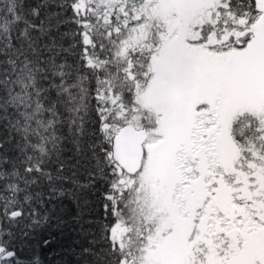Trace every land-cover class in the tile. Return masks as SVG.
I'll return each instance as SVG.
<instances>
[{
  "label": "snow or ice",
  "instance_id": "1",
  "mask_svg": "<svg viewBox=\"0 0 264 264\" xmlns=\"http://www.w3.org/2000/svg\"><path fill=\"white\" fill-rule=\"evenodd\" d=\"M173 3L67 5L78 36L72 47H78L77 63L85 69L81 79L95 85L92 122L100 138L90 147L111 197L109 216L115 211L101 237L105 247L91 254V264H150L160 243L177 244L182 264H264V0H180L184 22L175 26L162 18ZM158 79L170 91L165 110L153 114L145 104ZM64 83L54 80L45 90L68 92ZM122 129L139 131V164ZM10 143L0 137V253L15 260L3 241L22 217L41 220L25 205L42 196L41 178L51 184L54 177L42 161L33 165L31 155L20 160ZM163 157L176 177L186 228L161 239L137 214L145 210L140 201L146 162ZM56 171L63 172V165Z\"/></svg>",
  "mask_w": 264,
  "mask_h": 264
},
{
  "label": "trees",
  "instance_id": "2",
  "mask_svg": "<svg viewBox=\"0 0 264 264\" xmlns=\"http://www.w3.org/2000/svg\"><path fill=\"white\" fill-rule=\"evenodd\" d=\"M70 2L0 0V137L11 141L10 148L18 149L20 160L31 155L33 165L42 161L54 177L51 184L41 178L42 196H34L33 205H25L26 212L34 207L41 220L26 215L16 222L3 243L17 258L0 253V264H91V254L105 247L101 237L115 215L113 210L109 216L107 202L111 197L90 147L100 138L92 122L91 87L95 85L81 79L85 69L77 63L78 47H72L78 36L67 7ZM60 3L65 7L56 6ZM179 4L180 0H174L162 17L173 26L184 22V9ZM17 18L19 22L12 23ZM58 22L59 31L55 30ZM65 32L68 35H62ZM61 71L64 77L56 75ZM61 79L68 92L59 87L45 90ZM95 152L99 154V148ZM20 160L17 166L23 169ZM60 165L63 172L58 173ZM52 186L55 188L50 192ZM39 199L44 201L42 207ZM140 204L145 210L137 219L142 217L150 225L146 201L141 199ZM120 230L117 225L115 231Z\"/></svg>",
  "mask_w": 264,
  "mask_h": 264
},
{
  "label": "rangeland",
  "instance_id": "3",
  "mask_svg": "<svg viewBox=\"0 0 264 264\" xmlns=\"http://www.w3.org/2000/svg\"><path fill=\"white\" fill-rule=\"evenodd\" d=\"M169 91L170 87L158 79L154 94L146 99L145 106L155 113L163 112L167 106ZM144 179L147 188L142 193V200L146 201L147 217L150 225L155 227L157 236L162 239L169 230L183 234L186 224L182 215L183 209L174 192L176 177L170 159L163 157L151 165L146 162ZM149 260L150 264H182L183 252L177 244L160 243Z\"/></svg>",
  "mask_w": 264,
  "mask_h": 264
},
{
  "label": "water",
  "instance_id": "4",
  "mask_svg": "<svg viewBox=\"0 0 264 264\" xmlns=\"http://www.w3.org/2000/svg\"><path fill=\"white\" fill-rule=\"evenodd\" d=\"M121 135L124 139L129 141V148L136 155V163L139 164V147H140V134L138 130L122 129ZM124 163V161H122ZM125 166H127L125 164ZM134 170V169H133Z\"/></svg>",
  "mask_w": 264,
  "mask_h": 264
}]
</instances>
